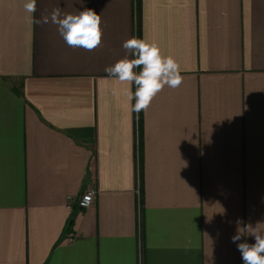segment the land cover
Wrapping results in <instances>:
<instances>
[{
	"label": "crops",
	"instance_id": "obj_1",
	"mask_svg": "<svg viewBox=\"0 0 264 264\" xmlns=\"http://www.w3.org/2000/svg\"><path fill=\"white\" fill-rule=\"evenodd\" d=\"M24 3L0 0V264H243L264 223V0H37L35 19L101 15L94 51ZM132 36L183 76L140 113L104 71Z\"/></svg>",
	"mask_w": 264,
	"mask_h": 264
},
{
	"label": "clouds",
	"instance_id": "obj_2",
	"mask_svg": "<svg viewBox=\"0 0 264 264\" xmlns=\"http://www.w3.org/2000/svg\"><path fill=\"white\" fill-rule=\"evenodd\" d=\"M23 8L32 18L30 22L56 25L58 33L69 47L94 51L101 45L103 35L101 15L96 14L93 9L85 8L77 13H64L60 8H54L50 15L35 19L33 17L37 11V0H25ZM122 47L126 52L125 57L106 67L104 71L121 84L129 85L125 91L129 103L135 100V104L131 106L132 111L136 113L146 111L165 86L176 89L182 84L180 64L172 56H163L157 42L132 36L123 42ZM133 85L135 92L132 91ZM111 94L116 97L119 90L113 88ZM262 224L264 223L258 222L255 227L247 226L246 230L254 237L255 243L237 244L243 264H264ZM243 230L245 229H237V234L231 238L233 243L241 240Z\"/></svg>",
	"mask_w": 264,
	"mask_h": 264
},
{
	"label": "built area",
	"instance_id": "obj_3",
	"mask_svg": "<svg viewBox=\"0 0 264 264\" xmlns=\"http://www.w3.org/2000/svg\"><path fill=\"white\" fill-rule=\"evenodd\" d=\"M95 197V190L93 188L87 189L86 191L82 192L81 195L77 198H72L71 196L68 197V209H72L73 205L77 208L84 209L89 207Z\"/></svg>",
	"mask_w": 264,
	"mask_h": 264
},
{
	"label": "trees",
	"instance_id": "obj_4",
	"mask_svg": "<svg viewBox=\"0 0 264 264\" xmlns=\"http://www.w3.org/2000/svg\"><path fill=\"white\" fill-rule=\"evenodd\" d=\"M74 211H75V210H72V215H71V218H70V220H69L70 223H72V220H73V219H72V217H73V213H75Z\"/></svg>",
	"mask_w": 264,
	"mask_h": 264
},
{
	"label": "rangeland",
	"instance_id": "obj_5",
	"mask_svg": "<svg viewBox=\"0 0 264 264\" xmlns=\"http://www.w3.org/2000/svg\"><path fill=\"white\" fill-rule=\"evenodd\" d=\"M17 84H18V82L16 81L15 85H17Z\"/></svg>",
	"mask_w": 264,
	"mask_h": 264
}]
</instances>
